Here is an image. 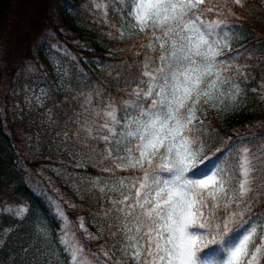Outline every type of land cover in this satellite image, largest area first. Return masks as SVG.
<instances>
[{
    "label": "snow or ice",
    "instance_id": "1",
    "mask_svg": "<svg viewBox=\"0 0 264 264\" xmlns=\"http://www.w3.org/2000/svg\"><path fill=\"white\" fill-rule=\"evenodd\" d=\"M120 2L132 20V35L147 39L141 72L146 79L132 90L134 99L122 108L109 99L76 132L85 133L81 143L89 152L96 149L88 141L105 145L99 155L113 167L103 172L130 173L111 185L95 182L101 193L114 194L105 211L116 221L112 235L121 259L114 264H213L208 257L215 255V264H264V208L254 210L264 202V133L242 138L226 152L217 149L222 155L216 163L199 167L202 156L213 160L204 156L203 137L210 132L204 106L237 105L243 95L235 82L242 69L232 63L240 53L225 55V49L232 51V26L207 18L223 15L212 0ZM234 3L243 6L242 0ZM79 228L87 231L82 220ZM69 231L62 244L71 264H92L80 242L67 239ZM209 245L222 247L202 256Z\"/></svg>",
    "mask_w": 264,
    "mask_h": 264
},
{
    "label": "trees",
    "instance_id": "2",
    "mask_svg": "<svg viewBox=\"0 0 264 264\" xmlns=\"http://www.w3.org/2000/svg\"><path fill=\"white\" fill-rule=\"evenodd\" d=\"M53 1L24 0L26 8L19 19L20 23L15 24L14 19L20 11L16 0H0V264H71L62 244L64 233L69 230L67 239L79 241L92 264H96L97 260L99 264H114L121 259V254L112 253L108 243L111 244L114 239L112 233L117 231L116 223L106 234L99 233L95 226L102 211L111 208L110 194H101L97 186L96 195H87L86 200H80L54 174H46L41 169L42 173L39 169L49 163H58L91 178L130 175L119 170H115L114 174L103 172L102 168L113 167L99 155L105 145L88 141L96 149L95 152H89L88 147L81 143L85 133L80 132L77 137L76 132L89 119L83 106L87 98L99 109L107 105L109 99L118 108L123 107V101L134 99L132 90L141 79H146L141 72L148 52L142 44H146L147 39L143 33L132 35L127 30L132 20L127 14L128 10H122L124 6L120 0H95L97 4L90 3L86 9H83L84 0H65L60 9L57 7L58 19L51 16ZM262 1L242 0L241 7L234 0H212L223 10V15L217 17L215 12L207 13L208 19L226 20L232 26V51L225 49V55L232 56L237 51L240 53L232 63L242 69V75L235 82L240 85L243 95L237 105L225 101L226 106L217 105L219 110L204 106L207 109L204 126L210 130L203 137L206 145L204 156H212L213 160L210 163L202 156L200 168L204 164L211 167L216 163L222 155L217 149L226 152L236 141L251 134L264 133ZM69 3L74 4L76 10H70ZM229 8L234 15L228 14ZM72 13H75V18ZM14 25L17 26L13 30ZM80 27L84 30L80 31ZM47 30H53L75 56L76 67L84 74V83H75L74 88L68 91L52 83L48 105L54 108L56 123L65 125L64 130L70 134L67 140L69 146L61 156L53 155L54 152H43L31 159L22 134L23 126L14 113L13 89L8 88L3 92L1 85L8 63L12 65L8 76L13 78L20 66L35 59L34 41ZM79 31L85 34V41L72 42L70 37ZM16 62L19 63L14 65ZM80 93L84 101L78 97ZM259 143L256 140L252 144L254 150ZM86 155L92 156L87 164L70 163ZM228 155H234V152ZM227 160L228 156L220 160V166ZM49 181L56 187L50 185ZM56 204L67 217V224L65 217L57 212ZM262 208L264 202H257L254 210ZM20 209L25 211L18 214ZM81 220L86 232L79 228ZM218 247L222 245H209L201 255L210 248ZM208 259L215 264L219 256H210Z\"/></svg>",
    "mask_w": 264,
    "mask_h": 264
},
{
    "label": "rangeland",
    "instance_id": "3",
    "mask_svg": "<svg viewBox=\"0 0 264 264\" xmlns=\"http://www.w3.org/2000/svg\"><path fill=\"white\" fill-rule=\"evenodd\" d=\"M64 2L65 0H54L52 2L51 16L55 19H58L57 14ZM262 2L264 4V0ZM16 3L17 6L19 5L20 11L17 12L19 16L15 17L14 22L15 24H19V19L23 15L26 6L23 4L24 0H16ZM90 3L97 4L95 0H84L83 9H86ZM58 6L59 9L57 8ZM68 7L70 10H76V6L72 3H69ZM72 14L75 18V13ZM80 24L78 25L80 26ZM16 26L17 25H14L12 29L14 30ZM83 30L84 29L80 27V31ZM127 30L132 33L134 31L131 28ZM80 31L70 37L72 42L85 41V34ZM123 32H126V30H123ZM34 53L35 59L27 61L20 66L16 70L13 78L8 76V70L12 66L8 63V66L5 68L6 74L3 77L1 89L3 92L8 88H10V90L13 89L15 96L13 98L14 113L17 120H19L23 126L22 134L28 151L27 154L30 158L33 159L36 154L43 152H54L53 155L61 156L64 150L68 149L69 145L67 140L70 134L68 131L64 130L65 125L56 123L54 108L52 105H48V101L52 94V83L55 86L68 91L74 88L75 83H84V74L77 69L75 56L67 49V46L64 43H61L53 30H47L34 41ZM17 63L19 62H16L14 65ZM29 65H31V69H29ZM82 96L83 94H78V97L84 101L85 98H82ZM83 106L88 118H90V113L94 110H100L97 106L92 105L90 98H87L83 102ZM239 147V144H236V148L238 149ZM89 158H92V156H80L77 158V161H74L73 163L70 161V163L72 165H85ZM41 169L46 174H54L60 182L67 184L80 200L85 199L87 195L93 196L97 187L95 186L97 180L100 182L99 186H103L105 183L111 185L117 178V176L112 175L91 178L84 174L76 173L69 167L58 163H49L45 166H40L39 170L42 172ZM49 183L56 187L52 181H49ZM105 193L110 194V197L114 195L107 191ZM109 205L112 207L111 202ZM56 210L59 215L63 212L58 204H56ZM113 215L114 214L106 216L105 211H102L98 216L99 219H97L95 226L99 233L106 234V232L114 226L116 221L113 219ZM63 217H65V214ZM117 239V237H114L111 244L108 243V247H112V253L121 254L119 251L120 245L117 243Z\"/></svg>",
    "mask_w": 264,
    "mask_h": 264
}]
</instances>
